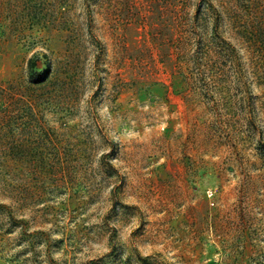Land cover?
<instances>
[{"label":"rangeland","instance_id":"1","mask_svg":"<svg viewBox=\"0 0 264 264\" xmlns=\"http://www.w3.org/2000/svg\"><path fill=\"white\" fill-rule=\"evenodd\" d=\"M258 24L264 0H0V264H264Z\"/></svg>","mask_w":264,"mask_h":264},{"label":"trees","instance_id":"2","mask_svg":"<svg viewBox=\"0 0 264 264\" xmlns=\"http://www.w3.org/2000/svg\"><path fill=\"white\" fill-rule=\"evenodd\" d=\"M248 10H249L248 13H251L250 12L251 8ZM251 15L257 17L255 14H251ZM253 19H255V18H253ZM261 23H262V19H261ZM261 30H264L261 24H258L257 26L254 25V27L253 26L251 27V25H250V27L248 28V33H250V36H248V40L250 42H252L254 45H258L261 42L264 43V36L260 35ZM220 42L222 43V45H224V47H227L228 49L235 50L234 45H232V43L228 39H226L224 37H220ZM234 58H236V57L234 56ZM33 76H34V80L38 81L40 76H41L40 71L37 69L34 70Z\"/></svg>","mask_w":264,"mask_h":264}]
</instances>
